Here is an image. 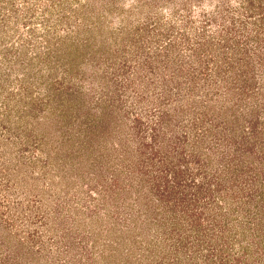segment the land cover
Returning a JSON list of instances; mask_svg holds the SVG:
<instances>
[{
    "label": "rangeland",
    "instance_id": "374dc122",
    "mask_svg": "<svg viewBox=\"0 0 264 264\" xmlns=\"http://www.w3.org/2000/svg\"><path fill=\"white\" fill-rule=\"evenodd\" d=\"M0 264H264V0H0Z\"/></svg>",
    "mask_w": 264,
    "mask_h": 264
}]
</instances>
